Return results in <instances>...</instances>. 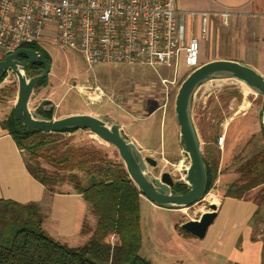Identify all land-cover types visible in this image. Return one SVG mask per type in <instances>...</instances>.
Returning a JSON list of instances; mask_svg holds the SVG:
<instances>
[{"label":"rangeland","instance_id":"374dc122","mask_svg":"<svg viewBox=\"0 0 264 264\" xmlns=\"http://www.w3.org/2000/svg\"><path fill=\"white\" fill-rule=\"evenodd\" d=\"M43 35L39 45L50 57V71L42 80V85L34 88L28 102L29 111L35 112L43 101H47L53 109L52 119L76 114L108 118L120 127L124 126V133L136 137L140 147L144 148L143 156L157 161L155 169H148L152 176L158 177L167 172L178 182L182 174L179 163L183 150L175 122L174 99L181 82L192 72L185 67L183 61L180 60L177 78L171 84L173 64L154 68L124 64H98L89 67L77 51L55 46L54 35L47 32ZM203 42L209 54L211 44L207 35ZM218 55L225 53L218 52ZM163 80L167 82L164 84ZM11 85L15 88L13 94L4 95L0 100V119L11 111L17 91L14 77L0 82V89ZM87 86H96L103 92L104 97L100 102L93 105L88 103L86 91L81 90ZM252 92L250 90L248 96H245L241 83L232 79L210 80L196 89L192 99V121L202 151L210 144L219 152L217 178L204 200L188 209L167 210L141 198L139 215L142 246L139 256L150 264H186L184 257L190 254V248L183 247L178 235L182 234L181 224L196 220L202 212L208 211L209 204L213 203L212 198L219 200L223 193L220 190L239 179L236 173L239 164L264 144L261 133V96ZM245 103L248 106L243 109ZM220 137L223 138L221 146L218 144ZM62 138L75 146L92 144L103 149L108 157L119 159L112 146L87 130L62 134ZM188 164L189 159L184 165ZM65 191L72 189L66 185L57 189V192ZM252 192L251 190L245 197L256 194ZM40 213L43 223L44 213L41 210ZM44 228L49 231L48 226ZM44 228L42 226L49 236ZM75 238V242H68V247L83 245V242H77L78 237ZM108 240L112 244L115 242L113 238ZM218 253L221 255L213 261L212 255L207 251L206 264L228 262L226 254L221 251Z\"/></svg>","mask_w":264,"mask_h":264},{"label":"trees","instance_id":"16d2710c","mask_svg":"<svg viewBox=\"0 0 264 264\" xmlns=\"http://www.w3.org/2000/svg\"><path fill=\"white\" fill-rule=\"evenodd\" d=\"M21 48L40 52L50 62L39 44ZM42 70L41 65L31 64L25 73L33 77ZM14 91V85L1 88L0 100ZM35 112L46 119L53 117L52 107L48 110L38 107ZM0 125L24 154L25 167L32 178L50 194L63 185L70 186L85 202L95 222L93 227L84 224L82 232L88 239L83 245L68 247L46 235L37 204L0 200V264H150L139 256L140 194L120 159L108 157L103 149L92 144L75 146L62 138V134L78 129L48 134L26 130L13 118L12 109ZM261 133L264 138L263 128ZM202 160L207 172V194L217 178L219 152L208 144L203 148ZM236 173L239 179L227 186L224 197L241 200L258 188L255 203L258 208L264 205V144L239 164ZM187 190L184 183L176 182L171 193L182 194ZM180 232L188 235L181 228ZM109 238L115 239L114 244Z\"/></svg>","mask_w":264,"mask_h":264},{"label":"crops","instance_id":"0c3cea01","mask_svg":"<svg viewBox=\"0 0 264 264\" xmlns=\"http://www.w3.org/2000/svg\"><path fill=\"white\" fill-rule=\"evenodd\" d=\"M168 1L182 12L216 14L228 11L231 18L226 30L220 28L217 17L212 16L208 20L206 35L211 44L209 54L200 37V20L197 18L194 21V35L196 38L199 36V64L213 60L234 61L252 68L264 79V0ZM218 52L225 55H218ZM5 117L3 115L0 123ZM120 128L129 140L144 151L135 136L124 133V126ZM24 159V154L0 125V200L21 205L37 204L44 213L42 226H48L49 231L44 229L52 239L67 245L78 237L77 242L84 244L88 239V235L82 232L84 224L93 227L95 223L88 214L85 202L72 191L48 193L28 173ZM226 188L220 190L222 196L214 203L216 217L203 239L178 234L183 247L190 248V254L184 257L186 264H206L207 251L213 261L221 255L218 251L226 254L228 262L224 264H264V205L258 208L255 203L256 195L260 192L258 188L253 189L255 195L237 200L224 197Z\"/></svg>","mask_w":264,"mask_h":264},{"label":"built area","instance_id":"2783aa9c","mask_svg":"<svg viewBox=\"0 0 264 264\" xmlns=\"http://www.w3.org/2000/svg\"><path fill=\"white\" fill-rule=\"evenodd\" d=\"M212 16L221 27L229 28L228 11L182 12L168 0H0V60L23 45L39 44L47 32L54 35L55 46L77 51L89 67L173 64L172 84L180 60L191 71L199 66L194 21L199 18L200 37L204 39ZM11 75L7 73L4 81ZM81 90L86 91L90 105L104 97L96 86ZM218 144H223L222 137ZM186 160L188 156L182 151L178 182L185 185Z\"/></svg>","mask_w":264,"mask_h":264},{"label":"water","instance_id":"95a60500","mask_svg":"<svg viewBox=\"0 0 264 264\" xmlns=\"http://www.w3.org/2000/svg\"><path fill=\"white\" fill-rule=\"evenodd\" d=\"M24 60V61H21ZM31 64L43 67L42 73L27 77L25 69ZM50 71V63L40 52L20 48L0 60V82L7 73L15 78L17 91L12 107L13 118L26 130H36L44 134L58 133L62 129L87 130L105 144L112 146L140 196L156 207L167 210L188 209L203 201L206 195L207 172L202 160V149L196 128L192 121L193 95L202 84L214 79H232L243 83L261 96V124L264 130V79L252 68L234 61L214 60L198 66L181 82L174 99L175 122L178 126L179 141L187 154L189 167L185 183L188 190L182 194L171 193L176 183L170 173L152 176L150 169L157 167V161L143 156L137 144L129 140L118 124L108 118L89 114L69 115L59 119H46L37 112H30L28 102L34 88L44 80ZM40 107L51 108L50 102L43 101ZM216 217V205L209 204L208 211L196 220L181 224L188 235L203 239L208 227Z\"/></svg>","mask_w":264,"mask_h":264},{"label":"bare ground","instance_id":"6f19581e","mask_svg":"<svg viewBox=\"0 0 264 264\" xmlns=\"http://www.w3.org/2000/svg\"><path fill=\"white\" fill-rule=\"evenodd\" d=\"M241 85H242L243 94L246 96L247 94H249L250 89H249L246 85H244L243 83H241ZM252 93H253V92H252ZM252 93H251V94H252ZM244 95H243V96H244ZM247 96H248V95H247ZM240 105H241V104H240ZM242 106H243V104H242ZM247 106H248V105L245 103L244 106H243L242 108L245 109V108H247ZM177 169H178V168H177ZM211 198H212V197H211ZM212 202H213V203H216V202H217V199L213 197V198H212Z\"/></svg>","mask_w":264,"mask_h":264},{"label":"flooded vegetation","instance_id":"af4514ba","mask_svg":"<svg viewBox=\"0 0 264 264\" xmlns=\"http://www.w3.org/2000/svg\"><path fill=\"white\" fill-rule=\"evenodd\" d=\"M21 61H24V60L21 59ZM49 63H50V62H49ZM10 77H12V75H11ZM39 107H40V105H39Z\"/></svg>","mask_w":264,"mask_h":264}]
</instances>
